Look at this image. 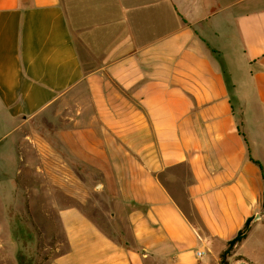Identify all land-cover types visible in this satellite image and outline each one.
<instances>
[{
	"label": "crops",
	"instance_id": "0c3cea01",
	"mask_svg": "<svg viewBox=\"0 0 264 264\" xmlns=\"http://www.w3.org/2000/svg\"><path fill=\"white\" fill-rule=\"evenodd\" d=\"M49 110L52 181L130 232L63 206L52 264H210L263 202L264 0H0V168Z\"/></svg>",
	"mask_w": 264,
	"mask_h": 264
},
{
	"label": "rangeland",
	"instance_id": "374dc122",
	"mask_svg": "<svg viewBox=\"0 0 264 264\" xmlns=\"http://www.w3.org/2000/svg\"><path fill=\"white\" fill-rule=\"evenodd\" d=\"M79 47L84 57L81 44ZM56 122V110L28 119L20 127L14 150L6 158L9 166L0 168V264H52L66 252L69 245L59 217L63 206H79L120 241L130 238L126 227L120 229L114 222L110 223L113 209L104 194L94 190L85 201H76L66 194L62 185L52 181L51 172L66 174L69 162L66 152L52 137ZM260 136L259 154L253 141L251 147L252 154L261 157L264 175V132ZM169 186L173 188L170 183ZM178 197L179 203L187 208L188 202L181 193ZM227 247L226 264H264L262 205L250 221L245 238L231 245L228 241L224 248H215L214 252L208 251L213 256L210 264H221V253Z\"/></svg>",
	"mask_w": 264,
	"mask_h": 264
},
{
	"label": "trees",
	"instance_id": "16d2710c",
	"mask_svg": "<svg viewBox=\"0 0 264 264\" xmlns=\"http://www.w3.org/2000/svg\"><path fill=\"white\" fill-rule=\"evenodd\" d=\"M242 121L240 122V125H242ZM257 164L260 165L261 169H263L262 165L258 162V161H255ZM263 178H264V175H263ZM262 206L264 207V194H263V203H262ZM253 220V218H249L244 227L237 233V235L232 238L231 240H229L230 242V245L237 242V241H240L241 239L245 238L246 234H247V231L249 229V223L250 221ZM229 251V247H227L226 249L223 250V252L221 253V264H226V254L227 252Z\"/></svg>",
	"mask_w": 264,
	"mask_h": 264
},
{
	"label": "built area",
	"instance_id": "2783aa9c",
	"mask_svg": "<svg viewBox=\"0 0 264 264\" xmlns=\"http://www.w3.org/2000/svg\"><path fill=\"white\" fill-rule=\"evenodd\" d=\"M204 253H205V251H204L203 249H199V250H197V256H198V257L203 256Z\"/></svg>",
	"mask_w": 264,
	"mask_h": 264
}]
</instances>
